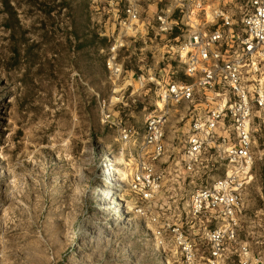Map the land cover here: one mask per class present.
I'll return each mask as SVG.
<instances>
[{"label":"rangeland","instance_id":"rangeland-1","mask_svg":"<svg viewBox=\"0 0 264 264\" xmlns=\"http://www.w3.org/2000/svg\"><path fill=\"white\" fill-rule=\"evenodd\" d=\"M118 11L108 0H0V264H179L134 213L129 186L144 122L158 113L157 83L179 70L170 44L148 35L123 39L121 73L110 77ZM183 113L167 109L157 165L178 225L189 193L222 176L209 154L208 168L183 172ZM251 134L239 238L251 264H264V112L254 111ZM109 164L121 184L105 197Z\"/></svg>","mask_w":264,"mask_h":264},{"label":"built area","instance_id":"built-area-1","mask_svg":"<svg viewBox=\"0 0 264 264\" xmlns=\"http://www.w3.org/2000/svg\"><path fill=\"white\" fill-rule=\"evenodd\" d=\"M108 1L119 10L109 37L110 77L121 73L116 56L123 39L148 35L170 44L179 70L157 83L162 108L144 122L129 183L138 200L134 213L151 228L158 249L173 248L179 264H251L239 228L242 194L252 179V116L264 112V0ZM180 105L188 118L183 172L193 177L208 168L209 154L222 176L189 193L186 222L178 225L157 165L165 154L167 109ZM120 134L125 142L133 136L126 128Z\"/></svg>","mask_w":264,"mask_h":264},{"label":"bare ground","instance_id":"bare-ground-1","mask_svg":"<svg viewBox=\"0 0 264 264\" xmlns=\"http://www.w3.org/2000/svg\"><path fill=\"white\" fill-rule=\"evenodd\" d=\"M157 108H162V105L159 103L157 105ZM109 168L107 169V171H104V176L106 177V185L100 190L99 195L100 196H108V195H112L115 187L119 186L121 183H119L120 181L118 180V178L115 176V170L113 169V165L109 164ZM106 202V201H105ZM108 202V201H107ZM119 205V204H117ZM105 207H108V204H105ZM119 209V207H118ZM115 210V209H114ZM113 210V211H114ZM120 210H116V214L114 215L115 218H118ZM121 215V214H120Z\"/></svg>","mask_w":264,"mask_h":264}]
</instances>
